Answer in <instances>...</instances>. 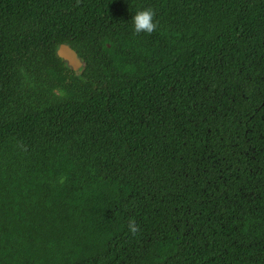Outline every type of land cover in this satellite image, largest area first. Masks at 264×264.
Here are the masks:
<instances>
[{"label":"trees","instance_id":"trees-1","mask_svg":"<svg viewBox=\"0 0 264 264\" xmlns=\"http://www.w3.org/2000/svg\"><path fill=\"white\" fill-rule=\"evenodd\" d=\"M0 264H264V0H0Z\"/></svg>","mask_w":264,"mask_h":264},{"label":"clouds","instance_id":"clouds-1","mask_svg":"<svg viewBox=\"0 0 264 264\" xmlns=\"http://www.w3.org/2000/svg\"><path fill=\"white\" fill-rule=\"evenodd\" d=\"M156 12L151 7H144L135 12L131 18L132 30L135 34L141 32L151 34L158 27V20L155 18ZM129 228L135 232L136 228L133 223L130 222Z\"/></svg>","mask_w":264,"mask_h":264},{"label":"water","instance_id":"water-1","mask_svg":"<svg viewBox=\"0 0 264 264\" xmlns=\"http://www.w3.org/2000/svg\"><path fill=\"white\" fill-rule=\"evenodd\" d=\"M57 55L72 70H80L85 65L84 60L79 57L78 53L69 44L59 45Z\"/></svg>","mask_w":264,"mask_h":264}]
</instances>
